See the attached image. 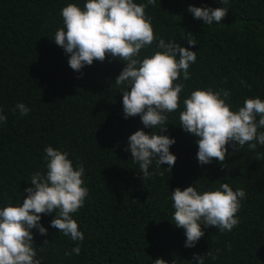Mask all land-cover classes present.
Here are the masks:
<instances>
[{"label":"trees","instance_id":"16d2710c","mask_svg":"<svg viewBox=\"0 0 264 264\" xmlns=\"http://www.w3.org/2000/svg\"><path fill=\"white\" fill-rule=\"evenodd\" d=\"M72 2L84 4L0 0V107L7 116L0 125V206L22 202L31 174L45 168L48 145L67 151L74 166L84 165L89 189L84 206L74 214L85 235L79 255H66L76 242L50 226L55 213L41 214L48 233H33L34 246L43 247L37 249L42 264H155L157 258L194 264V253L208 251L216 259L206 264H264V146L256 151L228 146L224 166L216 158L200 165L196 137L179 126L182 101L197 88L230 89L236 108L248 97L264 100V0H228L225 18L211 26L194 19L188 6L223 7L220 0H157L145 9L154 35L197 52L191 79L177 81L184 84L180 106L168 114L163 133L176 140L170 148L176 163L171 173L153 163L149 171L154 174L145 180L126 151L127 140L139 129L152 130L144 128L139 115L124 118L123 94L114 83L123 62L106 56L76 72L52 40L63 27L61 9ZM189 38L197 44L188 45ZM151 51L146 48L141 56ZM20 102L30 108L27 116L13 111ZM196 181L205 189L227 182L233 190L245 189L247 197L231 232L202 228L204 236L186 248L184 229L172 219L170 192Z\"/></svg>","mask_w":264,"mask_h":264},{"label":"clouds","instance_id":"9594fccd","mask_svg":"<svg viewBox=\"0 0 264 264\" xmlns=\"http://www.w3.org/2000/svg\"><path fill=\"white\" fill-rule=\"evenodd\" d=\"M223 7H197L189 5L187 11L204 25L221 23L228 8V0H220ZM157 0H84L68 3L60 15L63 27L55 32V44L68 55V64L76 72L94 61L103 62L112 57L123 62L124 67L115 79L122 95L123 115L127 119L139 115L144 129L128 137L126 151L138 165L142 178H150L149 169L155 163L171 173L177 156L170 151L176 143L174 137L163 133L168 126V114L180 106V94L184 84L177 82L191 79L190 66L197 61V52L182 47L178 40L154 35L152 18L145 9L155 6ZM188 45H196L186 39ZM155 41V46L153 42ZM152 48L150 54L141 56L142 50ZM241 83H245L241 81ZM231 90L212 87L197 88L183 99L179 114V126L196 137L197 160L207 165L216 158L223 165L229 147L239 150L245 145L251 151L264 146V100L259 96L248 97L236 108L231 103ZM13 111L27 116L30 108L20 102ZM7 121L0 107V125ZM45 168L31 174V186L24 189L27 195L22 202L9 201L0 206V264H42L34 246L36 229L46 236L48 229L41 223L42 215L55 213L50 226L69 237L75 246L66 255H79L85 239L74 214L78 213L89 195L85 185V167L75 166L69 153L48 145L44 148ZM261 155V153H257ZM168 165L167 168L162 165ZM226 167V166H225ZM163 174V173H161ZM172 219L177 228L184 229V246L194 248L204 236L202 228L215 227L221 234L231 232L238 224L237 213L247 193L243 188H233L227 182H215L201 188L197 181L183 190L171 191ZM23 196V193H22ZM48 245V241H44ZM216 256L193 254L194 264H206ZM155 264H169L157 258ZM175 264V261L172 262ZM193 264V262H191Z\"/></svg>","mask_w":264,"mask_h":264}]
</instances>
